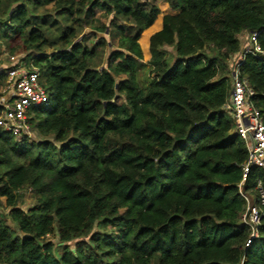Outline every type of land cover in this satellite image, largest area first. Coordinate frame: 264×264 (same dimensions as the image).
<instances>
[{"label":"trees","instance_id":"trees-1","mask_svg":"<svg viewBox=\"0 0 264 264\" xmlns=\"http://www.w3.org/2000/svg\"><path fill=\"white\" fill-rule=\"evenodd\" d=\"M165 2L180 12L151 36L142 86L156 0H0L2 46L34 60L50 94L28 111L31 141L0 130V264H264V170L242 185L262 213L246 246L248 151L225 110L243 35L264 51V0ZM88 27L108 37L88 45ZM241 72L264 120V59Z\"/></svg>","mask_w":264,"mask_h":264},{"label":"built area","instance_id":"built-area-1","mask_svg":"<svg viewBox=\"0 0 264 264\" xmlns=\"http://www.w3.org/2000/svg\"><path fill=\"white\" fill-rule=\"evenodd\" d=\"M260 32L254 31L245 34L241 52L233 61L230 71L231 95L225 110L233 117L234 132L244 141L247 151V161L242 166L243 180L239 185L242 194V185L251 169L258 167L264 170V120L261 111L252 102L255 91L249 81L242 76L241 67L248 54H259L264 59V51L258 43ZM25 54L9 56L8 65L1 74H5V81L0 84V130L11 134L16 142L31 141L34 133L28 123V111L32 107L46 104L50 99L49 91L41 84L40 69L34 60L27 62ZM257 190L264 204V189L260 182ZM248 203L242 223L251 229L249 246L259 237L261 226V210L251 205L254 196L242 194Z\"/></svg>","mask_w":264,"mask_h":264},{"label":"rangeland","instance_id":"rangeland-1","mask_svg":"<svg viewBox=\"0 0 264 264\" xmlns=\"http://www.w3.org/2000/svg\"><path fill=\"white\" fill-rule=\"evenodd\" d=\"M156 3L159 6L160 11H161V14L158 16V19H160L166 13L171 11L169 5L165 2V0H156ZM109 21L110 20L108 19V17H103L102 18V23L108 24ZM152 29H155V27L151 28L148 31H146L144 33V35L147 32L151 31ZM100 35L104 36L106 34H102L98 30L88 27V28H84L80 38L83 37L84 39H86V43L88 45H91V43L99 41L97 37L100 36ZM144 35L142 34L141 40H140V45L142 47L143 57H144L143 62L145 64V67L139 73L140 82H141L142 86L147 85L149 80L153 79V77H154V75L151 72V65H150V61L152 59V55L150 53V36L148 35V41H147V43L149 44V47L145 48V45H142V42H141L143 40ZM106 37H108V36L106 35ZM47 50L50 51L51 48H47ZM100 52H101L100 58L102 59L100 62L102 63L105 60L107 54L109 53V48L107 47V48H105L103 50V52L102 51H100ZM15 54H17V53H15ZM15 54L10 53V51L5 46H2V44L0 42V70H2L5 66L8 65L9 56H12V55H15ZM23 194L24 195H23V198H22V202H20V205L25 210H28V209H30L31 207H33L36 204V199L27 190ZM2 201L3 202H2V205L0 206V213L5 214V216H6L7 215L6 200L3 199ZM254 203H255V200L252 199L251 200V205H253ZM7 223L9 225L13 226L9 220H7ZM48 239L52 240V239H54V237H48ZM54 240H56V239H54Z\"/></svg>","mask_w":264,"mask_h":264},{"label":"crops","instance_id":"crops-1","mask_svg":"<svg viewBox=\"0 0 264 264\" xmlns=\"http://www.w3.org/2000/svg\"><path fill=\"white\" fill-rule=\"evenodd\" d=\"M170 9H171V8H170ZM179 12H180V11H173V10L171 9V11L168 12V13H166L165 15H177V14H179ZM165 15H164V16H165ZM164 16H162V17L159 19V21L157 20V24L155 25V26H156L155 29H152L151 31H149V36H150V38H151V36H152L153 34L159 32L160 30H162V28H163L162 22H163V17H164ZM155 23H156V22H155ZM151 28H153V26H152ZM151 28H149L148 30H150ZM148 30H146V31H148ZM244 36H245V34L243 35V38H244ZM237 56H238V55H237ZM237 56H235V58H236Z\"/></svg>","mask_w":264,"mask_h":264}]
</instances>
